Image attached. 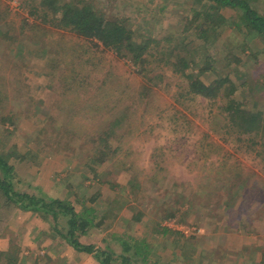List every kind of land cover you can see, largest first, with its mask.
I'll list each match as a JSON object with an SVG mask.
<instances>
[{
	"label": "rangeland",
	"instance_id": "1",
	"mask_svg": "<svg viewBox=\"0 0 264 264\" xmlns=\"http://www.w3.org/2000/svg\"><path fill=\"white\" fill-rule=\"evenodd\" d=\"M248 1L264 14V0ZM39 2L0 0V154L14 188L91 207L95 227L77 240L110 264H264V142L228 118L238 107L264 121V40L228 8L210 14L213 41L184 36L191 0H62L122 21L137 41L177 45L205 86L234 85L189 99L176 94L173 55L142 88L129 62L55 28L59 8L29 26ZM66 220L0 202V264H99L60 237Z\"/></svg>",
	"mask_w": 264,
	"mask_h": 264
},
{
	"label": "trees",
	"instance_id": "2",
	"mask_svg": "<svg viewBox=\"0 0 264 264\" xmlns=\"http://www.w3.org/2000/svg\"><path fill=\"white\" fill-rule=\"evenodd\" d=\"M191 1L194 2L195 5H198V9L192 10L191 15L187 18L182 30L184 36L190 35L189 38L191 37L193 40H198L202 42V44H207L211 40L213 41L217 37V24L211 22L210 14L218 13L222 8H228L234 10L236 15L240 17L247 34L255 35L264 40V14L257 11L256 7L252 6L248 0ZM30 6L31 2L29 1V7ZM35 6L37 7H33V10L30 12L32 20L30 23L27 22L29 26L32 25L35 28L40 24L49 23L47 21V19H49V14H47L45 10H50L53 7L59 8L62 14L60 15L61 17L59 16V19L53 18L56 19V23L54 24L55 28L77 33L80 37L92 38L95 41L93 42L95 48H98L97 44H99L103 49L110 50L120 59L129 62L134 73L137 74L141 80L145 81L142 88H144L146 81L150 80L148 79L150 75L153 80L155 77L158 78V76H156L158 73L156 74V70L151 67L153 62L156 63L157 67L159 62L162 63L165 61L167 63L172 55L175 60L171 61L174 68L172 71H175V68L178 67L179 71H177L176 74L179 73L181 76V82L176 86L177 96L185 95L189 97V99L192 97H202L209 100V98L221 92V87L223 85L229 84L230 88L234 86L228 77L205 86L199 80L198 75H194L192 74L193 72L188 71L193 61L188 62L189 57L187 53H185L184 56L179 55V48L177 45H162L165 39L155 40L149 38L145 40V42L137 41L134 39L135 37L132 30H129L122 21L117 19L110 20L107 18L99 19L96 16V12L90 9V7H86L82 10L73 5V3H63L62 0H40L39 4ZM7 11V8L2 9L0 7V25L3 14H6V16L8 15ZM0 33H2L1 30ZM151 44H155V52L153 54L148 52V48ZM187 47L188 43L182 44L184 52H187ZM3 56L7 58L5 52ZM5 62L7 68L12 67V62H10L8 58ZM232 90L234 91V88ZM230 95H232V92L230 93L224 89L221 97L225 96L227 98L230 97ZM221 100H223V98ZM228 118L229 121L238 128L239 134L258 133L261 135L262 141L264 142V121L260 117V113L254 115L246 109L235 107L228 112ZM247 141L250 142V139L247 138ZM98 152L104 154V148ZM12 176L13 167L9 164L7 158L0 154V202H2L4 206L16 208L23 212L33 211L42 213L45 216L50 215L54 219L58 216L66 218V225L68 226L67 232L64 233V235L58 233L60 237L66 243L73 245L77 251L85 254H92L99 264L111 263L112 255L110 252L99 251V249H95L90 245H83L77 240L78 236L85 234L88 228L95 227L93 224L94 218L88 217L93 211L91 207L87 209L82 207L81 210H77L76 205L70 201L48 198L46 195L40 193L39 195H34L33 193L21 192L14 188ZM163 228L165 231L170 230L167 227ZM122 245L125 250H128L126 249V244ZM136 255L140 256L138 252ZM144 259L147 260L146 257ZM126 263L127 260L123 258L122 264Z\"/></svg>",
	"mask_w": 264,
	"mask_h": 264
}]
</instances>
